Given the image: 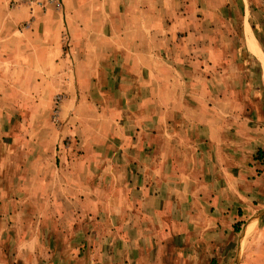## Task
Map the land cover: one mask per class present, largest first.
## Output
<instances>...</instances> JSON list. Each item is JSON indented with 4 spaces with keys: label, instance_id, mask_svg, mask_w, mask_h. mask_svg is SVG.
<instances>
[{
    "label": "crops",
    "instance_id": "1",
    "mask_svg": "<svg viewBox=\"0 0 264 264\" xmlns=\"http://www.w3.org/2000/svg\"><path fill=\"white\" fill-rule=\"evenodd\" d=\"M113 4L116 1L60 0L59 6H38L25 0H0V141L19 137L17 126L30 124L32 119L30 102L36 100L42 108V92L52 87L75 91V76L87 60H134L131 69L139 71L143 43L154 45L159 36L157 32L155 39L150 36L144 40L142 30L151 31L163 23L143 22L145 10L141 6L122 9L136 17L140 14L134 21L132 43H122L119 36L109 43L104 39L114 48L99 52L95 46L101 43L90 37L89 29L130 25L121 20ZM155 4L152 0V14L158 11ZM255 44L262 54V59H257L264 68V55ZM150 54L153 60L159 59L154 50ZM138 67L142 68V63ZM154 87L164 90L160 83ZM38 91L41 93L36 96ZM156 93L152 98L151 123L155 127L150 134L151 163H142L143 155L148 154L139 147L141 111L121 120L134 129L125 136L118 131L123 137L121 146L105 154L108 158L101 167L81 165L77 176L85 183H68L63 177L66 173L76 178L80 166L58 167L55 163V187L85 188L87 203L92 206L87 218L102 220L84 229L72 225L70 240L82 233L76 252L87 249L96 254L79 264H171V260L182 264H241L244 252L250 249L264 254V248L253 242L255 237L264 236V164L256 159L257 152L264 150V120L251 113L222 116L223 104L229 106V102L214 101L210 109L214 115H207L206 106L191 107L183 97L165 102ZM161 141L167 142L166 149H162ZM84 171L86 179L81 178ZM61 213L50 215L56 237ZM71 216L79 219L80 214L74 211ZM42 218L46 216L42 214ZM42 223L43 236L50 237ZM90 238L93 243L84 248L83 240ZM69 249L74 251L71 246Z\"/></svg>",
    "mask_w": 264,
    "mask_h": 264
},
{
    "label": "rangeland",
    "instance_id": "2",
    "mask_svg": "<svg viewBox=\"0 0 264 264\" xmlns=\"http://www.w3.org/2000/svg\"><path fill=\"white\" fill-rule=\"evenodd\" d=\"M113 1L116 5L112 7L121 20L130 25L89 29L90 37L101 43L95 46L97 51L104 53L114 48L107 42L118 36L122 43H132L134 21L140 14L136 17L134 12L121 10L138 6L146 13L142 14L143 22L163 23L159 29L142 30L144 40L154 38L158 32L157 42L143 43V59L137 62L142 63V68L137 65L141 73L131 69L136 64L134 60H87L75 76V91L52 87L49 92H42V108H38L36 100L30 102V124H16L19 137L0 141V264H79L96 255L87 249L77 253L82 233L74 240H70L69 233L74 223L84 229L102 220L87 218L91 216L87 211L92 206L87 203L89 196L85 188L55 187V163L58 167L80 166L75 171L79 181L66 173L63 177L68 183H85L77 176L83 169L81 165L94 163L101 167L108 158L105 154L118 149L125 132L134 129L121 120L135 111L142 112V119L137 123L141 135L139 147L148 154L143 155L142 163H151L150 134L155 127L151 123L152 98L156 92L165 102L183 97L191 107L206 106L207 115H214L212 103L217 100L231 103L223 104L222 116L251 113L264 120V68L249 51L246 41L247 26L264 55V0H155L158 11L153 14L152 0ZM114 12L111 11L112 19ZM153 50L160 60L151 58ZM156 83L164 85V90H157ZM40 93L36 92V96ZM27 132L29 136L25 138ZM58 139L62 140L57 142ZM162 144V149H166L167 142L161 141ZM81 178H87V171ZM55 211L62 212L55 230L57 237L53 234L54 220L50 218ZM74 211L80 214L79 219L71 216ZM42 221L50 237L43 236ZM93 241L90 238L83 243ZM253 242L264 248V236L255 237ZM70 246L73 252L67 250ZM56 247L60 251L56 252ZM171 261V264H182V261ZM241 264H264V254L250 249L244 252Z\"/></svg>",
    "mask_w": 264,
    "mask_h": 264
},
{
    "label": "bare ground",
    "instance_id": "3",
    "mask_svg": "<svg viewBox=\"0 0 264 264\" xmlns=\"http://www.w3.org/2000/svg\"><path fill=\"white\" fill-rule=\"evenodd\" d=\"M246 41H247V46L251 53L256 57V58H261L262 59V54L259 50L256 48V42L254 41L253 37L250 35L249 30L246 26Z\"/></svg>",
    "mask_w": 264,
    "mask_h": 264
},
{
    "label": "built area",
    "instance_id": "4",
    "mask_svg": "<svg viewBox=\"0 0 264 264\" xmlns=\"http://www.w3.org/2000/svg\"><path fill=\"white\" fill-rule=\"evenodd\" d=\"M25 1H31L32 3L35 2L38 6H41V5L43 6L44 3H51V4H55L56 6H59V0H25ZM13 4L16 5L18 4V2L14 1Z\"/></svg>",
    "mask_w": 264,
    "mask_h": 264
},
{
    "label": "trees",
    "instance_id": "5",
    "mask_svg": "<svg viewBox=\"0 0 264 264\" xmlns=\"http://www.w3.org/2000/svg\"><path fill=\"white\" fill-rule=\"evenodd\" d=\"M263 158H264V150H262V151H261V150L258 151V152H257V155H256V159L259 160V162H260L261 164H264V162L262 161Z\"/></svg>",
    "mask_w": 264,
    "mask_h": 264
}]
</instances>
